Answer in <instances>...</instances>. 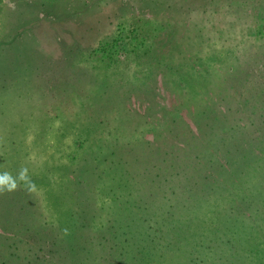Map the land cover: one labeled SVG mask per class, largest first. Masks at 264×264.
<instances>
[{
  "label": "rangeland",
  "instance_id": "374dc122",
  "mask_svg": "<svg viewBox=\"0 0 264 264\" xmlns=\"http://www.w3.org/2000/svg\"><path fill=\"white\" fill-rule=\"evenodd\" d=\"M17 53L26 57L20 65L25 73L12 72L0 81V177L12 170L18 174L10 178L17 190L0 193V264L21 255L25 241L41 248L42 264H77L85 251L96 262L112 251L107 244L115 243L108 235L123 234L127 220L128 178L120 183L126 169L120 159L132 171L142 170L144 157L152 158L147 141L162 126L159 115L176 109L192 126L190 116L212 100L211 91L221 93L222 106L240 108L243 123L257 122L264 108V0H0V67L11 71ZM257 128L262 130L260 125L252 130ZM113 150L117 156L111 157ZM92 152L101 154L97 168L109 165L118 175L104 178L105 191L90 206L93 218L81 221L75 192L82 195L90 173L83 175L79 164H89ZM259 153L264 174V146ZM51 157L59 170L47 168ZM52 179L72 196L66 197L75 208L71 219L40 215ZM247 180L249 188L261 191L257 200L233 192L231 182L232 194L221 195L224 210L243 216L249 236L252 227L251 247L243 258L222 257V264H247L255 251L254 264L264 262V218L256 211L264 213V175L257 186L251 184L253 175ZM54 199L59 205L58 193ZM242 199L248 206H240ZM214 209L199 207L195 217L209 218ZM117 239L121 244L124 237ZM126 248L131 260L121 257L114 264L174 263L166 257L170 247L161 255L150 249L144 260L136 244ZM174 250L180 263L191 260L183 244ZM216 254L203 261L192 255L193 262L186 264H210Z\"/></svg>",
  "mask_w": 264,
  "mask_h": 264
},
{
  "label": "trees",
  "instance_id": "16d2710c",
  "mask_svg": "<svg viewBox=\"0 0 264 264\" xmlns=\"http://www.w3.org/2000/svg\"><path fill=\"white\" fill-rule=\"evenodd\" d=\"M22 53L14 54L16 57L12 58L11 71L8 68L0 67V81L4 80L1 79L2 77L6 74L10 75L12 72L18 75L25 73L26 70L20 67L21 61L26 59ZM45 59L47 62L50 61V58ZM30 61L32 62L31 56ZM40 63L43 65V62ZM220 95L221 93L218 94V92H210L212 100L203 102V105L194 111V115L190 116L192 126L176 109L171 110L173 112L170 116L166 113L159 115L161 117L160 125L162 124L160 131L151 142L147 141V149L152 158L147 161L144 157L141 171L139 169L132 171L129 168V163L120 159L122 169L126 168L120 172L123 177L120 179V183L124 185V177L128 178V182L125 180L127 195L125 203L127 220L123 225L125 230L118 236L108 235V240L112 239L115 243L114 245L108 242L107 249H113L108 254L101 255L95 262L91 259L90 253L85 251L77 264H114L115 261L120 262L117 259L121 257L131 260L129 256L132 255V251L129 253L124 247H129L132 244H136L140 260H144L148 256L145 253L151 252L150 249L156 250V253L161 255V252L166 253L167 248L170 247L169 255H166L167 260L169 262L174 260L173 264H183L180 263V260L178 261L174 250V247L180 249L181 244H183V249L191 250L188 253L191 260L185 259L184 264H186V260L193 262L192 255L203 261L208 255L210 260L212 253H218L219 255L216 254L210 264H222L219 263L223 259L222 257H225L229 262L233 261L236 256L243 258V252L251 247V241L248 239L251 237L253 229L249 228V236L247 222L243 216L240 215L241 218L233 217L236 210H224L225 199L222 198L221 193L232 194L228 190V184L231 182L230 186L233 192H240L246 198L250 197L254 201L260 196L261 191H257L258 188L248 187L251 185L247 179L248 175H253L256 181L254 180L251 184L257 186L259 180L262 182L264 175L257 162L260 158L259 149L264 146L262 145L264 142V108L259 114L257 122L256 119H253L254 122L243 123L240 114L244 112L238 107L222 106L220 103L223 98H220ZM255 125H260L262 130L258 128L257 131L252 130ZM247 126L251 127L250 131L245 128ZM159 139L162 140L163 146L159 144ZM93 152L91 155L89 154L91 157L89 164H86L84 160H81L79 164L83 175L90 173L83 181L85 190L82 195L75 192L76 206L78 207V209L75 207V213L81 217V221L93 218V215H90V206L100 199L98 194L105 191L104 178H109L107 175H112V178L118 175L116 171L110 169L109 165L104 169L97 168L101 154L99 152L94 156ZM112 153H110L111 157L114 154L117 156L115 150ZM45 164L50 171L59 170L58 164L54 162V157L48 158ZM252 164L255 169L251 173ZM167 170H169L168 173ZM7 174L9 178L16 179L18 177L16 170L9 171ZM166 174L167 176H165ZM53 180H49L50 182L47 183L43 194L45 205L40 215L45 213L46 215H55L61 220L63 218L68 220L70 218L68 216L73 213L75 208L68 204L66 197L72 196L65 193L66 187L63 188L61 183H55ZM97 183L98 186L94 190V184ZM134 185H137L136 188H133ZM197 187L201 189L202 194L196 193ZM55 193L60 195L59 205L52 202L55 200ZM214 205L215 209L212 210L209 218L199 215L195 217L199 207L205 210L207 206L212 209ZM240 206H248V202L242 199ZM26 207L27 205L21 210H25ZM176 211L179 213L178 219ZM256 211L260 212L264 218V213L261 210L256 209ZM34 215L36 217V214ZM72 223L73 221L69 222L68 228L64 229L65 236H69L67 232H71ZM31 224L36 226L35 222ZM57 226L62 225L57 223ZM62 228L64 227L62 226ZM166 234L167 237H165ZM122 237L124 239L120 244L121 241L119 242L117 238L122 240ZM252 242L254 249L258 250L261 247L254 239ZM24 246L20 247L22 254L14 255L15 258L9 264H33L36 260V264H42L40 260L43 261V259L39 255L41 248L34 250L33 246L30 243L28 245L26 241ZM161 247L162 249H160ZM116 249H118L117 252ZM28 252L30 258L27 256ZM250 253L251 256L246 263L254 264L255 261L252 258L258 251ZM19 259L20 261H18ZM262 263L264 264L263 261ZM5 264L7 263L5 262Z\"/></svg>",
  "mask_w": 264,
  "mask_h": 264
},
{
  "label": "clouds",
  "instance_id": "9594fccd",
  "mask_svg": "<svg viewBox=\"0 0 264 264\" xmlns=\"http://www.w3.org/2000/svg\"><path fill=\"white\" fill-rule=\"evenodd\" d=\"M23 171H26V169ZM21 178L23 179V172ZM32 186L33 184H30L29 188H31ZM17 188L18 185L8 177V174H5L4 177H0V193H4V192L10 193L17 190Z\"/></svg>",
  "mask_w": 264,
  "mask_h": 264
}]
</instances>
